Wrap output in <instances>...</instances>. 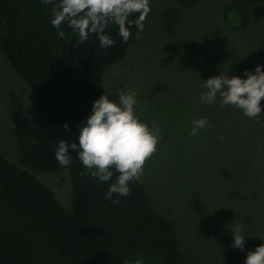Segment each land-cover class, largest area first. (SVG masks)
Listing matches in <instances>:
<instances>
[{"label":"rangeland","instance_id":"rangeland-1","mask_svg":"<svg viewBox=\"0 0 264 264\" xmlns=\"http://www.w3.org/2000/svg\"><path fill=\"white\" fill-rule=\"evenodd\" d=\"M230 0H199L184 8L179 0H151L144 29L126 58L104 74L115 98L134 90L136 112L161 127L157 151L138 180L149 202L177 229L187 264H222L231 227L264 239V114L248 118L232 106L202 104V79L220 72L243 78L244 69L264 65V19L253 16L245 30L230 28L224 12ZM181 11L172 34L165 11ZM35 96L0 49V155L19 162L15 137ZM264 105V99L261 100ZM206 117L211 127L189 135L191 121ZM70 208L68 172L35 174Z\"/></svg>","mask_w":264,"mask_h":264},{"label":"trees","instance_id":"trees-1","mask_svg":"<svg viewBox=\"0 0 264 264\" xmlns=\"http://www.w3.org/2000/svg\"><path fill=\"white\" fill-rule=\"evenodd\" d=\"M179 1L184 8L199 3ZM51 8L41 0H0V49L35 96L15 130L19 162L0 155V264H133L137 259L187 264L176 227L153 209L145 184L131 181L129 195L113 194L117 202L112 203L104 198L107 184L81 175L75 151L70 149L73 162L67 168L55 160L58 139L78 143L79 127L105 93V72L126 58L138 35L133 27L121 43L116 26L109 25L106 31L116 42L101 48L95 34L77 43L61 25L65 37L60 39L50 24ZM253 16L264 19V0H230L224 12L235 30L249 28ZM164 19L172 34L181 11L169 8ZM65 171L72 187L70 208L35 175ZM243 236L244 251L233 247V236L226 240L222 264H244L247 252L262 243Z\"/></svg>","mask_w":264,"mask_h":264},{"label":"clouds","instance_id":"clouds-1","mask_svg":"<svg viewBox=\"0 0 264 264\" xmlns=\"http://www.w3.org/2000/svg\"><path fill=\"white\" fill-rule=\"evenodd\" d=\"M44 5L52 4L50 24L57 29L60 39L65 37L61 25H65L77 36V43H84L90 34H95L101 48H110L116 41L106 31L115 25L120 42L125 43L136 29L139 35L144 29V21L151 11V0H41ZM199 94L202 104L217 103L223 109L232 106L243 116L261 119L264 114V65L244 69L243 78L220 72L219 75L202 79ZM105 93L93 102L91 114L79 127L77 142L68 143L58 139L53 146L54 158L61 168L73 162L70 149L83 166L81 175H88L98 184H107L104 198L112 203L113 194L128 196L130 182L138 179L146 161L157 151L162 139L161 127L151 125L136 112L137 97L134 90L120 92L113 98L106 88ZM64 129L69 125L65 124ZM211 123L206 117L191 121L189 135L198 132ZM115 173V178L114 177ZM111 181V183H108ZM234 248L244 251L245 239L240 226L231 227ZM255 250H249L244 264H264V239ZM133 264H143L137 259Z\"/></svg>","mask_w":264,"mask_h":264}]
</instances>
